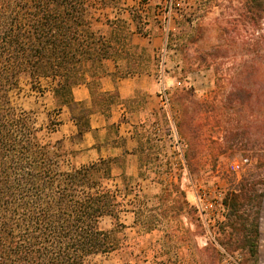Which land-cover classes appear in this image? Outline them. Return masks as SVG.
<instances>
[{
  "label": "rangeland",
  "instance_id": "rangeland-1",
  "mask_svg": "<svg viewBox=\"0 0 264 264\" xmlns=\"http://www.w3.org/2000/svg\"><path fill=\"white\" fill-rule=\"evenodd\" d=\"M87 5L94 26L109 39L114 32L122 38L127 27L143 36L161 33L156 58L164 61V76L181 85L169 90L164 114L141 128L138 138L146 150L140 155L141 170L138 155L131 182L138 184L139 195H130L133 204L120 214L126 225L118 234L120 247L86 263L200 264L197 248L222 238L226 211L218 202L226 192L242 178L257 180L264 192V0H120L115 9L87 0ZM132 38L127 35L126 50L132 48ZM54 89L52 79L24 77L11 93L12 103L33 116L44 140L58 143L55 151L65 168L78 167L95 156L79 150L75 136L59 132L62 110ZM183 89L194 96L195 128L182 134L176 126L180 107L173 100L174 92ZM189 142L194 150L191 166L185 161ZM127 165L132 174V158ZM116 182L122 185L119 178ZM184 199L190 206L186 210L181 209ZM160 206L167 212L164 217L147 213L145 218L154 221V230L138 227L134 207ZM101 225L112 228V219L106 216ZM259 228V264H264V201ZM244 258L235 251L221 264Z\"/></svg>",
  "mask_w": 264,
  "mask_h": 264
},
{
  "label": "trees",
  "instance_id": "trees-1",
  "mask_svg": "<svg viewBox=\"0 0 264 264\" xmlns=\"http://www.w3.org/2000/svg\"><path fill=\"white\" fill-rule=\"evenodd\" d=\"M101 2L115 9L120 0ZM129 13L135 22L133 10ZM89 14L87 0H0V264H87L93 255L113 252L120 247L118 234L126 229L120 214L126 204H133L128 197L139 195L127 163L130 155L143 154L145 146L65 168L62 155L55 151L58 143L44 140L33 116L19 112L12 103L11 93L22 78L46 77L55 82L60 109L82 108L74 103L72 89L86 82V74H98L109 58L130 57L124 47L127 35L132 38L135 31L127 27L122 38L114 32L112 41L94 26ZM132 71L127 69L126 74ZM107 101L102 95L96 103ZM173 101L180 107L179 133L195 128L192 93L176 90ZM87 112L79 110V134L90 129ZM190 144L185 158L188 166L194 152ZM138 169H142L141 156ZM258 183L242 178L226 192L222 238L197 248L200 264H221L235 251L246 255L238 264H259L264 192ZM164 191L171 193L172 188ZM188 207L184 199L181 209ZM133 212L136 224L146 232L155 229L153 220L146 221L147 213L150 217L167 213L163 206L134 207ZM106 216L113 223L107 230L101 225Z\"/></svg>",
  "mask_w": 264,
  "mask_h": 264
},
{
  "label": "crops",
  "instance_id": "crops-1",
  "mask_svg": "<svg viewBox=\"0 0 264 264\" xmlns=\"http://www.w3.org/2000/svg\"><path fill=\"white\" fill-rule=\"evenodd\" d=\"M131 41L132 48L127 49L130 57L116 56L103 61L98 74L87 73L86 82L72 89L74 103L82 104V108L65 106L61 109L59 132L66 138L75 136L76 147L95 156L83 165L100 158L120 156L125 150H136L140 145L141 128L161 117L166 109L164 94L169 92L176 79L164 76V61L159 62L156 58L163 41L162 34L143 36L135 32ZM127 69L133 71L126 74ZM102 95L108 101L98 105L96 100ZM110 95H114V100ZM81 109L88 111L90 129L79 134ZM113 150L117 153H110ZM130 156L132 174L136 175L138 155Z\"/></svg>",
  "mask_w": 264,
  "mask_h": 264
},
{
  "label": "built area",
  "instance_id": "built-area-1",
  "mask_svg": "<svg viewBox=\"0 0 264 264\" xmlns=\"http://www.w3.org/2000/svg\"><path fill=\"white\" fill-rule=\"evenodd\" d=\"M180 85H181L180 81H175L172 83L171 88H173L175 86H180ZM163 101H164V107L168 108L170 106V97H169L168 93L164 94ZM239 168H240V165H237L236 169H239ZM218 206H222V201L218 202Z\"/></svg>",
  "mask_w": 264,
  "mask_h": 264
}]
</instances>
